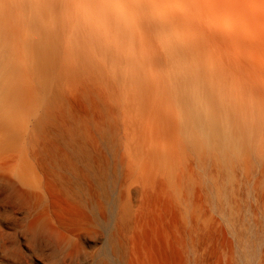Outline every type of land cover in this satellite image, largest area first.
<instances>
[{
  "label": "rangeland",
  "instance_id": "obj_1",
  "mask_svg": "<svg viewBox=\"0 0 264 264\" xmlns=\"http://www.w3.org/2000/svg\"><path fill=\"white\" fill-rule=\"evenodd\" d=\"M150 50L149 70L171 69ZM90 52L55 72L50 50L0 49V177H10L0 180V264H264V80L208 100L236 141H255L224 166L200 149L180 99L114 94L110 55ZM251 52L264 63L261 47ZM45 115L32 146L6 120L31 133Z\"/></svg>",
  "mask_w": 264,
  "mask_h": 264
},
{
  "label": "bare ground",
  "instance_id": "obj_2",
  "mask_svg": "<svg viewBox=\"0 0 264 264\" xmlns=\"http://www.w3.org/2000/svg\"><path fill=\"white\" fill-rule=\"evenodd\" d=\"M224 19L263 23L264 0H0V49L50 50L47 65L55 72L68 70L71 52L109 54L112 63L103 79L115 84L114 94L120 92L135 101L144 97L153 100L154 96L172 103L180 99L192 118L200 149L229 166L239 159L236 153L240 149H253L255 141L237 142L231 126L221 123V111L208 100L239 95L232 87L241 81L254 84L257 79L264 80V63L258 64L250 55L256 47L264 50V29L250 34ZM156 47L168 56L161 59L169 62L171 69L155 64L152 70L147 68L148 58H154L150 48ZM55 79L52 74L49 81ZM6 120L29 146L46 134L47 115L38 119L31 133L15 118ZM5 151L6 146L0 144V157ZM21 178L17 180L22 183Z\"/></svg>",
  "mask_w": 264,
  "mask_h": 264
}]
</instances>
